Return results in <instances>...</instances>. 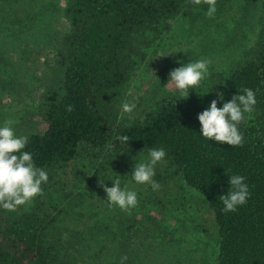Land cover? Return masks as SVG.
<instances>
[{"label": "trees", "instance_id": "trees-1", "mask_svg": "<svg viewBox=\"0 0 264 264\" xmlns=\"http://www.w3.org/2000/svg\"><path fill=\"white\" fill-rule=\"evenodd\" d=\"M228 1L216 0V7ZM65 2L67 30L47 63L44 99L30 125L17 134L28 138L26 150L48 172L49 182L42 185L44 195L31 203L15 211L0 208V264H69L61 252V226L86 193L63 194L65 208L48 184L61 183L70 164L85 160L84 151L105 160L100 166L106 175L129 180L134 160L140 162L154 148L166 151L169 178L184 180L213 211L216 264H264V0L257 39L227 74L214 75L209 88L192 91L187 99L168 94L143 119L123 120L119 97L145 50L171 29L175 17L195 20L193 9L207 10L208 5L203 0L199 5L191 0ZM15 20L21 18L7 17L2 23L5 36L22 32ZM244 88L256 92L257 104L240 125L243 144L233 147L203 138L197 116L217 98L216 90L230 100ZM121 135L129 137L128 144L118 139ZM233 174L245 177L250 196L245 206L225 213L219 197Z\"/></svg>", "mask_w": 264, "mask_h": 264}, {"label": "rangeland", "instance_id": "rangeland-1", "mask_svg": "<svg viewBox=\"0 0 264 264\" xmlns=\"http://www.w3.org/2000/svg\"><path fill=\"white\" fill-rule=\"evenodd\" d=\"M260 1L229 0L211 18L199 6L193 9L198 12L195 20L175 17L171 29L138 61L119 97V119H143L156 102L176 94L169 74L180 66L178 60L209 62L210 76L198 90L209 88L214 75L227 74L257 39ZM65 6V0H0V123L13 121L16 134L30 125L44 99L47 63L67 30ZM7 17L21 18L14 25L22 27L20 34L4 35ZM124 104L133 106L132 111L124 112ZM83 155L84 161L66 168L61 183L48 184L65 208L63 194L86 193L61 226V252L69 264H216L215 215L202 194L184 180L169 178L167 161L156 166V190L119 178L122 187L136 191L139 201L124 212L105 201L99 183L106 175L100 166L105 160L85 151ZM107 177L115 175L107 171Z\"/></svg>", "mask_w": 264, "mask_h": 264}, {"label": "clouds", "instance_id": "clouds-1", "mask_svg": "<svg viewBox=\"0 0 264 264\" xmlns=\"http://www.w3.org/2000/svg\"><path fill=\"white\" fill-rule=\"evenodd\" d=\"M201 2L202 0H191L193 5H199ZM203 2L208 5L206 15L209 18L213 17L217 12L216 0H203ZM178 52L188 55L184 51ZM177 63L180 66L170 72L169 78L181 99H187L192 91L197 92L202 88L203 83L209 78V62L200 59L189 60L187 63L178 60ZM167 87L168 84L163 88ZM216 97L197 116L201 126L199 134L209 141L239 147L244 142L240 125L255 109L256 92L251 88H244L230 100H225V93L216 90ZM218 103L221 107L217 106ZM132 107L124 104L123 111L131 112ZM67 110L71 111L70 105ZM12 125L11 120L0 123V208L9 211H15L18 207L31 203L36 197L43 196L42 185L49 182L48 172L38 167L32 152L26 150L28 138L18 136ZM118 139L122 143L129 142V137L126 135H121ZM166 156L167 153L163 148H154L150 149L147 157L140 162H136L132 157L135 162L131 171L132 180L137 185H149L153 190L158 189L159 184L154 179L156 166L165 162ZM228 177L229 188L219 199L225 213H234L248 203L249 186L245 183V177L239 174ZM105 180L111 181L112 186L109 187ZM99 183L106 193L105 201L110 207L115 206L124 212H131L137 207L139 201L136 191L126 186L122 187L118 177L108 178L105 175L104 178H100Z\"/></svg>", "mask_w": 264, "mask_h": 264}]
</instances>
